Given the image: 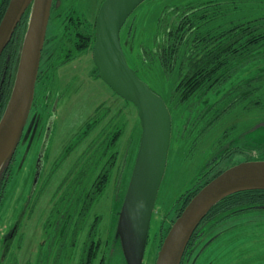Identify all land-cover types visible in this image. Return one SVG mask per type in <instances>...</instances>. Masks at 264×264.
Wrapping results in <instances>:
<instances>
[{
    "label": "rangeland",
    "instance_id": "1",
    "mask_svg": "<svg viewBox=\"0 0 264 264\" xmlns=\"http://www.w3.org/2000/svg\"><path fill=\"white\" fill-rule=\"evenodd\" d=\"M103 1L78 0L74 13H85L89 19L95 20ZM197 1L146 0L140 4L122 30L123 50L130 65L133 67L137 61L135 54L138 46L153 42L160 15L166 6L188 5ZM255 3L252 1L248 6V10L245 11L256 12L255 6L257 4ZM244 6H247V4ZM263 12L261 10L255 15ZM130 35V38L133 39V47H131L128 39ZM70 45L68 43L67 47H70ZM88 48L73 51L67 62H65L64 55L59 56L61 54H58V58L57 56L50 58L51 60L47 58L44 69L41 70V81L38 82L36 87L35 99L28 122L10 162L13 169L1 201L0 264L3 254V238L13 228V225L19 222L21 208L28 195H30L34 180L36 148L39 140L37 137L34 139L31 133L28 136L25 135L24 131L30 126L32 118L38 121L39 124L40 122L45 123L46 118L53 112L55 113L53 115V132L48 146V162L45 172L37 184L33 198L38 200L39 203L37 204L43 212L41 223L45 224L47 222L46 218L50 215L48 210L57 209V211L62 212L66 210L69 204L73 212L74 224L77 227L74 228L73 233V238L78 240L75 243V252L77 250L83 251L85 239L89 236V239L92 240L97 231L102 232L105 238L112 239L113 235L116 236L114 227L117 226L119 218V216L117 218L116 211L121 209V196L124 195L125 188L128 187L130 181L129 174L130 170L133 171L138 153L142 125L136 106L118 96L99 77L93 51L90 46ZM48 61L49 64L47 65ZM47 67L48 69L45 70ZM159 69L156 73L157 79H143L164 99L169 107L172 116V137L167 168L157 196L149 230L150 237L145 258L149 264H156L154 261H157L159 250L168 234V232L162 234L165 216L172 212L175 204H178V198L183 193L193 187L195 188L199 184L196 183L198 181L200 184L205 181L210 182L219 171H224L235 164L248 160H264V150L258 148V146L264 145V130L258 128L261 123H264L263 105L247 108L249 98L241 101L237 100L238 98L234 95H228L226 91L234 81L231 80L225 86L208 91L203 97L204 102L200 105L192 104L189 108H186L188 104L182 105V107L176 105V108H174V104H170V99L177 77V69L170 74H166L160 66ZM262 87L264 93V81ZM205 103L213 105V108L206 113L201 110ZM55 104L57 107L54 106ZM114 114L119 117L122 134L116 143L119 147L117 149L118 154H115L114 158L112 157L114 160L109 157V154L103 160V163L108 162L109 159L112 160L108 176L109 183L105 194L94 200L91 203V209L83 212L82 216L80 214L81 208L77 209L74 205L76 197L79 192H82L91 184L92 179L94 181L100 174V160L97 161V156L93 155L92 149L98 147L102 141L104 145L110 142L107 131L111 135V130L106 131L105 138L100 134V131L102 130L101 124L105 120L107 122V119ZM95 117H101L102 119L99 128L96 127L92 130V134L89 132L87 136L82 138L92 128ZM116 124L118 125L117 122ZM231 142H235L234 145L237 147V151L229 154L230 157L220 159L218 163L220 166L214 169L217 158L219 159L220 156L225 154L224 147L230 146ZM70 146L73 147L72 152L66 156L64 162L56 166L55 176L54 173H49L48 169L50 170V167H52V170H54L60 156ZM101 150L100 148L99 151ZM99 151H96V155L102 154V151ZM106 153L107 151H105ZM209 170H213L211 177L209 176ZM78 172L84 173V182L78 184L77 187H72ZM207 173L209 177L205 179ZM68 192L70 194L66 197L65 194ZM40 195L41 197L37 198ZM118 198L119 200H117ZM70 208H68L69 211ZM38 213L40 212H31L23 221L21 228L22 248L16 251V253L18 252L16 255L20 260L15 256L19 264H23L22 258L29 255L30 250L32 255L36 253L39 240L44 235L43 230H39L37 226L40 221ZM81 217L82 221L80 222L78 219ZM242 218L225 221L221 219L218 222L209 223H224L222 226L226 227L227 224L231 226L238 222L243 223L241 222L243 221ZM249 221H251L250 223H256L258 226L247 225L242 228L237 224L234 226L232 236L225 237L224 240L218 242L224 243L225 245L221 249L226 250L223 253L217 252L216 256H223L222 260L216 264H229V261L232 260L235 263L240 257H250L251 254L256 256L247 261L246 259L244 261L242 257L243 264H253L255 260H257L255 264H264V257L261 253L264 251V213L251 215ZM222 226L219 225L217 229L212 230L210 235L214 236V232L226 229ZM99 228H101V231H99ZM201 245L203 246V244ZM213 250H215V247ZM38 254L39 252L36 256ZM211 258L208 256L204 264ZM241 260L237 264H241ZM34 264H36V260Z\"/></svg>",
    "mask_w": 264,
    "mask_h": 264
},
{
    "label": "water",
    "instance_id": "2",
    "mask_svg": "<svg viewBox=\"0 0 264 264\" xmlns=\"http://www.w3.org/2000/svg\"><path fill=\"white\" fill-rule=\"evenodd\" d=\"M144 1L104 0L96 18L93 46L99 77L136 106L142 125L138 153L117 223V236L129 264H142L172 137L168 105L130 65L122 46L123 27ZM52 3L53 0H10L0 22L1 56L18 23L31 8L12 93L0 121V176L13 159L29 119ZM258 128L264 130V123ZM250 189H264V160L240 162L208 182L173 223L156 264H180L190 239L212 208L227 196Z\"/></svg>",
    "mask_w": 264,
    "mask_h": 264
},
{
    "label": "trees",
    "instance_id": "3",
    "mask_svg": "<svg viewBox=\"0 0 264 264\" xmlns=\"http://www.w3.org/2000/svg\"><path fill=\"white\" fill-rule=\"evenodd\" d=\"M252 1L257 4L255 6L256 12L245 11L248 10V6ZM263 1L198 0L188 5L166 6L160 15L153 42L138 46L137 53L135 54L137 61L133 67L139 72L138 75L142 79L149 80L151 78L157 79L156 73L160 70L159 66L162 67L166 74H170L173 70L177 69V77L170 99V104H174V108H176V105L182 107V105L188 104L186 108H189L192 104L200 105L204 102L203 97L208 91L225 86L231 80L234 81L226 91L228 95H234L238 98L237 100L241 101L249 98L247 108L264 106L262 87L264 81V12L255 15L261 10L264 11ZM245 4L247 6H244ZM54 15V20L56 17L57 19L64 18L66 22L64 28L66 35L74 33L76 36L78 35L84 39L80 40V42L83 41V44H78L80 38L76 39L78 41H75V44L78 48L82 47L81 49H84L88 45L92 49L95 41L94 20H90L84 13L75 14L74 11L68 10L64 6L57 9ZM28 16L29 10L24 15L23 22L21 21L22 24L20 25L18 37L14 44L16 49H12V53L17 51L19 43L20 46L23 45L28 28ZM130 37L131 35L128 39L131 47H133V39ZM21 51L22 47L19 53L13 54V56L19 55ZM68 57L69 55L66 56V58ZM18 58L20 59V56ZM212 108V104L205 103L201 110L206 113ZM118 118L116 114L111 115L107 119V122L105 120L101 124V117H95L92 128L82 137L87 136L89 132L92 134V130L96 127L99 128V124H101L102 130L100 129V134L104 138L108 134L110 142L104 145L102 141L98 147L92 146L93 155L97 156V161L100 160L99 168L101 167V171L94 181L93 179L91 180V184L85 190L77 194L74 205L77 209L81 208L80 214L87 212L88 209L90 210L91 203L105 194L107 189L109 169L112 165L111 161L114 160L112 157L114 158L115 154H118L117 149L119 146L116 143L122 134ZM107 130H111V135ZM234 144L235 142H231L230 146L224 147L225 154L220 156L219 159L217 158L216 163L221 158L230 157L228 155L233 151H237V147ZM100 148L102 149V154L96 155V151H99ZM258 148L264 150V145H260ZM105 151H107L106 154ZM108 154L112 160L109 159L108 162L103 163ZM221 172L219 171V173ZM83 174V172L77 173L72 187H77L78 184L84 182ZM131 174L132 170H130V178ZM196 183L199 184L195 188L193 187L183 193L178 198V204H175L172 212L168 216H165V224L162 225L163 235L169 232L176 218L208 181L201 184L199 181ZM202 184L205 185L203 186ZM125 193L121 196L120 206ZM69 194V192L66 193V197ZM70 198L72 197L70 196ZM70 207L71 205L68 204L66 210L62 212L69 211L68 208ZM256 210H264V189L243 190L227 196L212 208L201 223L209 217L210 222H218L221 219L223 221L238 219ZM70 212L73 216L71 208ZM75 213L78 215L77 211ZM116 215L118 218L119 211H116ZM78 221L81 222L82 217ZM201 223L197 229L200 228ZM114 228L116 236L113 235V238L118 240L117 226ZM100 229L99 231H101ZM100 235L101 239H105L102 234Z\"/></svg>",
    "mask_w": 264,
    "mask_h": 264
},
{
    "label": "flooded vegetation",
    "instance_id": "4",
    "mask_svg": "<svg viewBox=\"0 0 264 264\" xmlns=\"http://www.w3.org/2000/svg\"><path fill=\"white\" fill-rule=\"evenodd\" d=\"M58 1H60L59 4H58ZM9 2L10 0H0V22L7 10ZM77 2L78 0H53L52 8H51V16H50V20H49L47 32H46V39H45L44 47L42 50V57H41L40 69H39L36 87L38 85V82L40 83L41 81L42 76L40 77V73H41V70L44 69L45 61L47 58L52 59V57L54 56H57L58 58V54H61L59 56L64 55L65 62H67L68 58H66V56L72 54L73 51L79 50L82 48V47L78 48V46H76L75 44V41H78L76 39H79V38L80 39H79L78 44L80 43L83 44V41L80 42L81 39L84 40L82 37L78 35L76 36L74 33L73 34L70 33L66 35L65 30H64L66 26V22L64 18L62 17L60 19H57L56 17L57 20L56 19L54 20L55 18L54 13L57 9L64 6L68 8V10L71 9L72 11H74V8ZM30 13H31V8L29 9V16L27 19L28 23L30 19ZM85 15L87 16V14ZM96 18L94 20L95 21V31H96ZM21 21L18 23L10 42L5 47L3 53L0 56V76H1L0 120L3 117L8 101L10 99L13 85H14L15 78H16V74H17V70H18V66H19L18 62L20 61V59L18 58V56H20L21 53L15 56H13V54L19 53V51L21 50V47H23L22 42H21L22 46H20V43H19V46H18L19 48H17L18 52L14 51L12 53L11 50L16 49L14 44L18 37L17 34L19 32L20 25L23 22ZM68 43L71 44L70 47L69 46L67 47ZM93 46H92V51H93ZM87 47L88 45L84 48V50L89 49ZM48 64H49V61L47 62V65ZM47 69L48 67L45 68V70ZM54 106L57 107L56 104ZM54 113L55 112L51 113L50 116L46 118L45 123L40 122L39 124L38 121H35L32 118V120L30 121V126L27 128L26 131H24L25 135L28 136L31 133L33 134L34 139L35 137H37V139L39 140L38 147L36 148L34 180L32 182V186H31L32 188L30 191V195H28L26 201L24 202L21 208V211L19 214V220H18L19 222L13 225V228L10 229V231L3 238V243H2L3 254L1 258V264H19V261L15 258V256L18 258V256L16 255L18 252L16 253V251L22 248V242H23V240L21 239L22 238V230H21L22 224H23L24 219L33 211L40 212L38 213L40 221L37 226L39 230L41 231L43 230L44 235H42V238L39 240L36 253L32 255L31 250H30L29 255H25L22 258L23 264H34L35 260H36V264H129L124 255V250H123L120 238H118V240L114 238L101 239L100 234L102 233H99V232H97V234L95 235V237L97 236V238H93L92 240H90L88 236V238L85 239L83 251L80 252L77 250V252H75L76 251L74 249L75 243H77L78 240L73 238L74 228L76 226L74 224L72 213L70 211L59 212L57 211V209L48 210L50 215L46 218L47 222H45V224L41 223L43 212L41 211V207L38 206L37 204L39 203L38 200L36 198L35 199L33 198L35 196L37 184L41 180V177L45 172V167L47 166V162H48V146H49L50 136H52L51 134L53 132ZM72 148L73 147L70 146V148L67 149L60 156L57 164H55L54 166V170H52V167H50V170L48 169L49 173H54V171H56V166H59L62 162H64V160L66 159V156H68L72 152ZM217 163H219V161ZM217 163L214 169L220 166ZM12 167L13 165L9 163L8 167L4 170L3 174H1L0 176V208H1V201L3 200L6 185L11 177L10 175L13 169ZM208 172H210L209 174L210 176L213 170L212 171L209 170ZM54 176H55V173H54ZM209 176L207 173V176H205V179L208 178ZM39 197H41V195L38 196L37 198ZM260 213H264V210H256L251 213H248L247 215L243 216L242 218L243 221H241L243 223L238 222L237 224L239 226H242V228L246 227L247 225L256 226L257 225L256 223H250L251 221L249 220L251 219V215L260 214ZM209 220H210V217L207 218V221H204L203 223H201L200 228L197 229L196 232L193 234L192 238L189 241V244L186 247L185 253L182 257L180 264H196V263L204 264V261L206 258H208V256L212 258L209 259L206 262V264L208 263L216 264V263H219L220 260H222L223 255H220V256H216V255H217V252L220 251V253H223L226 250V249H221L225 244L218 243V242H220L221 240H224L225 237L232 236V233L235 228L234 226L237 224L231 225V226H228L227 224L225 227V226H222L224 225V223L213 224V223H209L210 222ZM219 225H221L222 227H225L226 229H221L216 233L214 232L213 233L214 236H211L210 232L214 229H217ZM160 234H161V230H160ZM149 237L150 235H148L147 244L149 242ZM147 244H146V247H147ZM201 244H203V246ZM214 247H215V250H213ZM38 252L39 254L38 256H36ZM261 253H262V256L264 257V251ZM255 256H256L255 254H251L250 257L249 256L248 257L242 256V257L244 261L245 259L247 261ZM242 257H240L239 260H237L235 263H233L234 260L229 261V264H232V263L237 264L238 262H240ZM145 258H146V248H145V253H144L142 264H149L147 262L148 260H146ZM154 262H156V260ZM255 262H257V260L253 261V264H255ZM241 264H243V261L241 262Z\"/></svg>",
    "mask_w": 264,
    "mask_h": 264
}]
</instances>
